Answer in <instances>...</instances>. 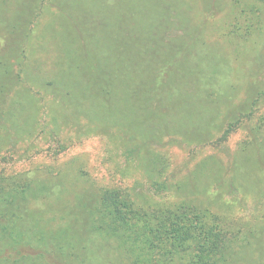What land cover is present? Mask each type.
<instances>
[{
  "label": "trees",
  "instance_id": "trees-1",
  "mask_svg": "<svg viewBox=\"0 0 264 264\" xmlns=\"http://www.w3.org/2000/svg\"><path fill=\"white\" fill-rule=\"evenodd\" d=\"M137 1L58 0L43 26L38 19L46 11L33 0H17L7 18L0 12V162L13 159L24 134L47 128L38 123L44 90L53 97L48 135L56 154L68 148L60 129L83 116L84 133L118 136L149 190L206 193L210 182L201 175L173 181L169 156L153 145L163 138L219 145L241 128L247 137L228 168L227 190L238 191L237 181L264 195V81L252 72L240 98L235 63L242 65L241 46L264 29V0H227L223 44L174 0ZM203 1L208 11L227 4ZM254 61L264 65V42ZM140 186L137 179L132 188L87 189L76 196L73 217L47 230L33 206L61 197V182L0 170V264H264V203L260 215L245 220L190 200L153 203Z\"/></svg>",
  "mask_w": 264,
  "mask_h": 264
},
{
  "label": "rangeland",
  "instance_id": "rangeland-1",
  "mask_svg": "<svg viewBox=\"0 0 264 264\" xmlns=\"http://www.w3.org/2000/svg\"><path fill=\"white\" fill-rule=\"evenodd\" d=\"M33 1L46 11L43 17L38 19L39 22L41 21V26L52 20L59 10L58 0ZM177 1L174 0V8L177 7L188 12L194 19L193 24H200L203 27V33L207 38L215 43L223 44L219 28L230 19L232 6L229 1L224 0L227 4H224L223 9L216 11H208L203 0ZM16 2L17 0H0V12H4L2 15L4 18L5 16L7 18L6 14H10L17 8ZM137 4L146 5L142 0L140 2L138 0ZM211 12L212 16H210ZM214 13L216 14L214 15ZM261 28H264V25H261ZM263 42L264 29L257 30L253 37L241 46L239 61L242 62V65L240 66L235 60L236 75L243 81L240 98L246 94L252 72L258 74L260 80L264 81V65L261 68L254 66V59L263 47ZM225 46V49H232L228 41H225ZM39 89L41 90V88ZM38 97H42V103L46 105L45 108H41L40 114H38V123L43 127L46 125L47 128L44 131L40 127L37 128L35 131H38L39 135L24 134L23 141L10 151L14 154L13 159L8 162H0V170L8 174L24 173L25 176L32 175L38 178H47L49 181L61 182V188L65 189V192L59 189L60 193H63L61 197H53L48 201L40 200L37 202V206H33L34 217H39L40 224L45 229L60 227L65 220L60 217H73L74 204L79 193L87 189L91 192L98 191L101 187L111 185L132 188L137 179L141 181L142 187H140L143 193L153 203L190 200L209 206L225 217H242L245 220L257 217L262 213L260 204L264 203V195L256 191V188L244 191L243 188H240L239 182L234 181L238 191L230 193L227 190V185L233 177V172H229L228 168L231 167V163L236 162V157L239 156V151L247 137L245 130L239 128L219 145L212 142H179L172 138H163L162 145H153L154 149L158 148L169 156L168 172L170 176L171 172L174 174V177L170 178L176 183L178 182L180 185L185 181L193 183L199 175H201V182L202 180L210 182L206 193H190L180 189L182 187L175 186L176 188L171 191L156 194L153 190L148 189L145 174L142 170L137 169V162L128 160L123 154L118 136L116 134L111 136L110 133H84L83 130L88 128V121L83 116L79 117L78 125H74L72 122L65 123L60 129L62 131L60 139L68 145V148L56 154L55 151L59 149V146L48 135V132L52 130L49 122L52 118L50 105L53 103V97L51 94H46L44 90H41ZM9 123L10 121L7 119L6 124ZM80 125L81 132L77 128ZM1 132H4V128L0 130ZM209 160L212 162L205 169L207 171H199L198 169L201 170L199 164ZM126 167H129V173L125 170ZM62 175L64 177L59 179ZM220 177L221 179H219ZM131 192L136 193L135 190H131ZM219 195H221L220 200L214 201V198ZM137 201L143 202L139 196Z\"/></svg>",
  "mask_w": 264,
  "mask_h": 264
}]
</instances>
